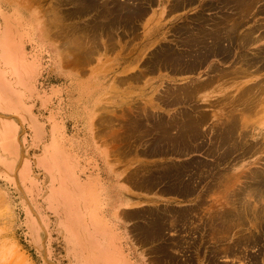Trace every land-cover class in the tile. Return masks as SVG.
<instances>
[{"label":"rangeland","instance_id":"1","mask_svg":"<svg viewBox=\"0 0 264 264\" xmlns=\"http://www.w3.org/2000/svg\"><path fill=\"white\" fill-rule=\"evenodd\" d=\"M263 60L264 0H0V264H264Z\"/></svg>","mask_w":264,"mask_h":264},{"label":"bare ground","instance_id":"2","mask_svg":"<svg viewBox=\"0 0 264 264\" xmlns=\"http://www.w3.org/2000/svg\"><path fill=\"white\" fill-rule=\"evenodd\" d=\"M254 1H255V0H254ZM78 2H79V1H78ZM99 2H100V1H99ZM128 2H129V1H128ZM129 3H130V2H129ZM184 3H185V2H184ZM233 4H235V3H233ZM253 5H254V3H253ZM218 9H219V8H218ZM251 9H252V8H251ZM251 9H250V10H251ZM253 10H254V8H253ZM93 11H94V10H93ZM107 11H108V10H107ZM122 12H123V11H122ZM238 12H239V11H238ZM243 12L245 13V11H243ZM95 13H96V12H95ZM231 13H232V12H231ZM234 13H235V12H234ZM252 14H253V13H252ZM241 15H242V14H241ZM236 17H237V16H236ZM240 18H241V17H240ZM240 18H239V19H240ZM233 20H234V19H233ZM201 21H202V20H201ZM119 23H120V22H119ZM227 23H228V22H227ZM227 23H226V24H227ZM205 24H206V23H205ZM234 24H235V23H234ZM189 25H190V24H189ZM191 25H192V24H191ZM206 25H207V24H206ZM216 25H217V24H216ZM117 26H119L118 23H117ZM181 26H182V25H181ZM223 26H224V25H223ZM231 26H232V25H231ZM188 27H189V26H188ZM191 27H192V26H191ZM102 28H103V27H102ZM207 28H208V27H207ZM211 29H212V27H211ZM213 29H214V28H213ZM230 29H231V27H230ZM131 32H132V31H131ZM222 32H223V31H222ZM238 33H239V32H238ZM247 33H248V32H247ZM249 33H250V32H249ZM185 34H186V33H185ZM193 34H194V33H193ZM240 34H242V33H240ZM253 34H254V33H253ZM173 35H174V33H173ZM186 35H187V34H186ZM198 35H199V34H198ZM245 35H246V34H245ZM248 35H249V34H248ZM220 36H221V35H220ZM226 36H227V35H226ZM229 36H230V35H229ZM246 36H247V35H246ZM246 36H245V37H246ZM211 37H212V36H211ZM216 37H217V36H216ZM224 37H225V36H224ZM241 37H243V35H242ZM251 37H252V33H251ZM192 38H193V37H192ZM255 38H256V37H255ZM262 38H263V37H262ZM262 38H261V39H262ZM173 39H174V38H173ZM175 39H176V38H175ZM177 39H178V38H177ZM189 39H190V37H189ZM241 39H242V38H241ZM171 40H172V39H171ZM248 40H249V38H248ZM180 41H181V39H180ZM185 41H187V40H185ZM189 41H190V40H189ZM256 41H257V40H256ZM239 42H240V41H239ZM250 42H251V41H250ZM257 42H258V41H257ZM168 43H169V42H168ZM172 43H173V42H172ZM227 43H228V42H227ZM230 43H231V42H230ZM241 43H242V42H241ZM253 43H254V42H253ZM214 45H215V44H214ZM225 45H226V44H225ZM230 45H231V44H230ZM242 45H243V44H242ZM178 46H179V45H178ZM159 47H160V46H159ZM207 47H208V46H207ZM98 48H99V47H98ZM195 48H196V47H195ZM165 49H166V48H165ZM260 50H261V49H260ZM157 51H158V50H157ZM257 51H258V50H257ZM261 51H263V50H261ZM170 53H171V52H170ZM170 53H169V54H170ZM241 54H242V52H241ZM241 54H240V55H241ZM235 55H236V54H235ZM245 55H246V54H244V56H245ZM262 55H263V54H262ZM254 56H255V55H254ZM256 56H257V55H256ZM256 56H255V57H256ZM239 57H241V56H239ZM246 58H247V57H246ZM246 58H245V59H246ZM187 59H188V58H187ZM241 59H243V58H241ZM149 60H150V59H149ZM211 60H212V59H211ZM249 60H250V59H249ZM257 60H258V59H257ZM220 61H221V60H220ZM222 61H223V60H222ZM263 61H264V60H263ZM210 62H211V61H210ZM240 62H241V60H240ZM242 62H243V61H242ZM260 62H261V61H260ZM234 63H235V62H234ZM252 63H253V62H252ZM158 64H159V63H158ZM245 64H246V63H245ZM249 64H250V63H249ZM159 65H160V64H159ZM210 65H211V64H210ZM243 65H244V64H243ZM247 65H248V64H247ZM247 65H246V66H247ZM254 65H255V64H254ZM212 66H213V65H212ZM159 67H160V66H159ZM203 67H204V66H203ZM238 67H239V66H238ZM240 67H243L242 64H241ZM240 67H239V68H240ZM251 67H252V66H251ZM253 67H254V66H253ZM253 67H252V68H253ZM165 68H166V66H165ZM248 68H249V67H248ZM169 69H170V68H169ZM200 69H201V68H200ZM219 69H220V68H219ZM241 69H242V68H241ZM216 70H217V69H216ZM167 71H168V70H167ZM223 71H224V69H223ZM239 71H240V70H239ZM241 71H242V70H241ZM241 71L239 72V73H240V76H241ZM248 71H249V70H247V72H248ZM255 71H256V70H255ZM237 72H238V70H237ZM247 72H246V73H247ZM257 72H258V71H257ZM244 74H245V72L242 74V76H243ZM250 74H251V71H250L249 75H250ZM215 75H216V74H215ZM223 75H224V74H223ZM245 75H247V74H245ZM245 75H244V76H245ZM249 75H248V76H249ZM245 77H247V76H245ZM223 78H224V77H223ZM135 79H136V78H135ZM213 79H214V78H213ZM216 79H217V78H216ZM136 80H137V79H136ZM207 80H208V79H207ZM209 80H210V79H209ZM261 80H262V79H261ZM210 81H211V80H210ZM214 81H215V80H214ZM261 82H262V81H261ZM262 83H263V82H262ZM262 83H261V84H262ZM203 85H205V84H203ZM211 85H212V84H211ZM253 86H254V85H253ZM261 86H262V85H261ZM261 86L259 85V89H260V90H261V88H262ZM188 87H189V86H188ZM207 87H208V86H207ZM254 87H255V86H254ZM257 87H258V82H257V86H256V88H257ZM189 88H190V87H189ZM203 88H204V87H203ZM179 89H180V88H179ZM197 89H198V87H197ZM168 90H169V89H168ZM181 90H182V89H181ZM200 90H201V89H200ZM166 91H167V90H166ZM169 91H170V90H169ZM172 91H173V90H172ZM176 91H177V90H176ZM178 91H179V90H178ZM178 91H177V92H178ZM179 92H180V91H179ZM192 92H193V91H192ZM253 92H254V91H253ZM256 92H257V91H256ZM258 92H259V91H258ZM175 93H176V92H175ZM183 93H185V92H182V94H183ZM244 93H245V92H244ZM162 94H163V93H162ZM177 94H178V93H177ZM249 94H250V93H249ZM244 95H245V94H244ZM256 95H257V94H256ZM173 96H174V94H173ZM192 96H193V94H192ZM194 96H195V95H194ZM246 96H247V95H246ZM250 96H251V95H250ZM160 97H161V96H160ZM166 97H167V96H166ZM166 97H165V98H166ZM176 97H177V95H176ZM243 97H244V96H243ZM252 97H253V96H252ZM252 97H251V99H252ZM161 98H162V97H161ZM165 98H163V100H164ZM171 98H172V97H171ZM177 98L179 99L180 97H177ZM248 99H249V98H248ZM251 99H250V100H251ZM244 100H245V99H244ZM235 101H236V99H235ZM257 101H258V100H257ZM166 103H167V102H166ZM173 103H174V102H173ZM234 103H235V102H234ZM236 103H237V101H236ZM251 103H252V102H251ZM248 104H250V103H248ZM199 106H200V105H199ZM235 106H237V105H235ZM244 106H245V105H244ZM192 107H193V106H192ZM245 107H247V105H246ZM244 109H245V108H244ZM247 109H248V108H247ZM249 109H250V108H249ZM250 110H251V109H250ZM250 110H249V111H250ZM249 111L247 110V112H249ZM148 112H149V111H148ZM185 112H186V111H185ZM204 112H205V111H204ZM204 112H203V113H204ZM198 113H199V112H198ZM235 114H236V113H235ZM194 115H195V114H194ZM200 115H201V113H200ZM205 115H206V114H205ZM239 115H240V114H239ZM242 115H243V114H242ZM203 116H204V114L202 115V117H203ZM206 116H208V115H206ZM228 116H229V115H228ZM232 116H233V114H232ZM243 116H244V115H243ZM153 117H154V116H153ZM182 117H183V116H182ZM185 117H186V116H185ZM199 117H200V116H197V118H199ZM204 117H205V116H204ZM245 117H247V116L245 115ZM195 118H196V117H195ZM238 118H239V117H238ZM241 118L243 119V117L240 116V118H239L240 121H242ZM149 119H150V118H149ZM225 119H226V118H225ZM231 119H232V117H231ZM233 119H236V118L234 117ZM153 120H154V119H153ZM159 121H160V120H159ZM195 121H196V120H195ZM226 121H228V120H226ZM236 121H237V120H236ZM240 121H239V122H240ZM228 122H229V121H228ZM188 123H189V122H187V124H188ZM234 123H235V122H234ZM243 123H244V124H245V123L248 124L247 121H246V122H243ZM243 123L240 124V125H241V126H244ZM215 124H216V123H215ZM232 124H233V123H232ZM146 125H147V124H146ZM150 125H151V124H150ZM193 125H194V124H193ZM230 125H231V124H230ZM230 125H229V126H230ZM148 126H149V125H148ZM195 126H196V125H195ZM197 126H198V125H197ZM231 126H232V125H231ZM234 126H235V125H234ZM236 126H237V125H236ZM245 126H246V124H245ZM247 126H248V125H247ZM183 127H184V126H183ZM232 127H233V126H232ZM189 128H190V127H189ZM193 128H195V127L193 126ZM197 128H198V127H197ZM219 128H220V127H218V129H219ZM223 128H224V126H223ZM225 128H226V127H225ZM230 128H231V127H230ZM234 128H235V127H234ZM236 128H237V127H236ZM238 128H239V126H238ZM246 128H247V127H246ZM176 129H177V128H176ZM176 129H175V130H176ZM181 129H182V128H181ZM136 130H137V129H136ZM140 130H141V129H139L138 131H140ZM159 130H160V128H159ZM193 130L195 131V129H193ZM226 130H227V129H226ZM242 130H243V129H242ZM173 132H174V130H173ZM173 132H172V133H173ZM250 132H251V130H250ZM156 133H157V132H156ZM163 134H165V133H163ZM191 134H192V133H191ZM244 134H245V133H244ZM160 135H161V134H160ZM165 135H166V134H165ZM171 135H172V134H171ZM247 135H248V134H247ZM150 136H151V135H150ZM173 136H174V135H173ZM184 136H185V134H184ZM154 137H155V136H154ZM160 137H161V136H160ZM179 137H181V135H180ZM221 137H222V136H221ZM134 138H135V136H134ZM146 138H147V137H145V139H146ZM161 138H162V137H161ZM182 138H183V137H182ZM163 139L165 140L166 137H164ZM184 139H185V138H184ZM201 139H202V138H201ZM244 139H246L245 136H244ZM171 141H173V140H171ZM198 141H199V140H198ZM232 141H233V140H232ZM232 141H231V142H232ZM178 142H179V141H178ZM189 142H190V141H189ZM211 143H212V142H211ZM159 144H160V143H159ZM216 144H217V143H216ZM252 145H253V144H251V146H252ZM178 146H179V145H178ZM229 146H230V145H229ZM253 146H254V145H253ZM199 147H200V146H199ZM232 147H233V146H232ZM234 147H235V145H234ZM262 147H264V144H263ZM166 149H167V148H166ZM200 149H201V148H200ZM223 149H224V148H223ZM236 149H237V148H236ZM236 149H235V150H236ZM198 150H199V149H198ZM219 150H220V149H219ZM235 150H234V151H235ZM160 151H161V150H160ZM205 151H206V150H205ZM214 151H215V150H214ZM234 151H232V152H234ZM252 151H253V150H252ZM186 152H187V151H186ZM203 152H204V151H203ZM219 152H220V151H219ZM177 153H178V152H177ZM180 153H181V152H180ZM171 154H172V153H171ZM208 154H209V153H208ZM250 154H251V153H250ZM180 155H181V154H180ZM168 156H169V155H168ZM209 156H210V154H209ZM216 159H217V158H216ZM194 162H195V161H194ZM212 162H213V161H212ZM218 164H219V163H218ZM218 164H217V165H218ZM210 167H211V166H210ZM218 167H219V166H218ZM211 168H212V167H211ZM210 171H211V170H210ZM254 171H256V170H254ZM206 173H207V172H206ZM211 173H212V172H211ZM215 173H216V172H215ZM219 173H220V171H219ZM253 173H255V172H253ZM199 174H200V173H199ZM216 175H217V173H216ZM225 175H226V174H225ZM254 175H255V174H254ZM263 175H264V174H263ZM189 176H190V175H189ZM219 176H220V175H219ZM219 176H214V177H219ZM221 177H222V176H221ZM230 177H231V176H230ZM228 178H229V175H228ZM228 178H227V179H228ZM252 178H253V177H252ZM227 179H226V181H227ZM181 180H182V179H181ZM193 180H194V179H193ZM197 180H198V179H197ZM215 180H216V179H215ZM228 180H231V178L228 179ZM255 180H256V179H255ZM255 180H254V181H255ZM189 181H190V180H189ZM216 181H217V180H216ZM223 181L225 182L224 179H223ZM232 181H233V180H232ZM259 181H260V180H259ZM261 181H262V180H261ZM179 183H180V182H179ZM218 183H219V182H218ZM222 183H223V182H222ZM228 183H229V181H228ZM228 183L226 182L225 184H228ZM261 183H262V182H261ZM215 184H216V183H215ZM257 184H258V183H257ZM222 185H223V184H222ZM150 186H151V185H150ZM213 186H215V185H213ZM219 186H221V185H219ZM219 186H218V187H219ZM224 186H225V185H224ZM252 186H253V185H252ZM255 186H257V185H255ZM211 187H212V186H211ZM245 187H246V186H244V188H245ZM258 187H259V186H258ZM260 187H261V186H260ZM215 188H217V187H215ZM212 189H213V188H212ZM212 189H211V190H212ZM217 189H218V188H217ZM241 189H242V187H241ZM246 189H247V188H246ZM254 189H255V188H254ZM248 190H249V189H248ZM262 190H263V189H262ZM212 191H213V190H212ZM214 191H215V190H214ZM242 191H243V190H242ZM251 191H252V190H251ZM237 192H238V191H237ZM237 192H236V193H237ZM239 192H240V190H239ZM239 192H238V193H239ZM253 192H254V191H252L251 194H253ZM262 192H263V191H262ZM243 193H244V192H243ZM256 193H258V192L256 191ZM241 194H242V193H241ZM251 194H250V195L246 194V196H247V197H248V196H251ZM260 195H261V194H260ZM260 195H259V194L257 195V200H258V196H260ZM234 196H235V195H234ZM237 197H238V196H237ZM253 198H254V196H253ZM245 200H246V199H245ZM238 201H239V200H238ZM243 201H244V200H243ZM254 201H255V200H254ZM235 202H236V201H235ZM233 203H234V202H233ZM237 203L239 204V202H237ZM234 204H235V203H234ZM246 205H248V203H247ZM246 205H245V206H246ZM231 206H232V204H231ZM231 206H229V207H231ZM238 206H241V205H238ZM253 206H254V205H253ZM242 207H243V206H242ZM247 207H248V206H247ZM249 207H250V206H249ZM249 207H248V211H249ZM238 208H239V207H238ZM251 208H252V206H251ZM231 209H232V207H231ZM235 209H237V208H235ZM242 209H243V208H242ZM253 209H254V208H253ZM257 210H258V209H257ZM257 210H256V211H257ZM263 210H264V209H263ZM232 211H233V213H234V210H232ZM232 211H230V213H231ZM238 211L241 212V210H239V209H238ZM251 211L253 212L254 210H251ZM251 211H250V213H251ZM260 211H261V210H260ZM240 212H239V213H240ZM242 212H243V210H242ZM262 213H263V212H262ZM262 213H259V214H261V216H262ZM257 214H258V213H257ZM226 215H227V214H226ZM226 215H225V216H226ZM263 215H264V214H263ZM235 216H236V215H235ZM235 216H234V217H235ZM230 217H232V216H230ZM257 217H258V216H257ZM223 218H224V217H223ZM226 218H227V217H226ZM254 218H255V217H254ZM228 219H229V218H228ZM232 219H233V218H232ZM224 221H225V219H224ZM226 221H227V220H226ZM262 221H263V220H262ZM222 222H223V221H222ZM222 222H221V223H222ZM260 223H261V222H260ZM223 224H224V223H223ZM222 227H223V226H222ZM258 227H259V226H258ZM258 227H257V229L259 230ZM254 228H255V227H254ZM223 229H224V227H223ZM257 229H256V230H257ZM259 232H260V231H259ZM254 234H255V233H254ZM261 234H262V233H261ZM244 236H245V235H244ZM253 236H254V235H253ZM247 237H248V236H247ZM248 238H249V237H248ZM250 238H251V237H250ZM243 240H244V239H243ZM247 240H248V239H247ZM250 240H251V239H250ZM96 243H97V242H96ZM96 243H95V242L89 243L91 246L94 245V250L89 251L90 253L87 254V257H88L90 260H92V261H93L96 257H98L99 260H100V259H107L108 261H112V259H111L112 257H110V256L108 255V253H105L104 250H101L100 247H99L98 245H96ZM254 243H255V241H254ZM83 244L86 245L87 242H83ZM83 244H82V247H84ZM85 247H86V246H85ZM110 248H112V247H110ZM99 249H100V250H99ZM114 251H115V249H114ZM114 251H113V253H114ZM115 254H116V253H115ZM88 255H89V256H88ZM101 256H102V257H101ZM94 261H96V260H94ZM101 264H108V263L102 261Z\"/></svg>","mask_w":264,"mask_h":264},{"label":"crops","instance_id":"3","mask_svg":"<svg viewBox=\"0 0 264 264\" xmlns=\"http://www.w3.org/2000/svg\"><path fill=\"white\" fill-rule=\"evenodd\" d=\"M130 201H132V202H141L142 201V199H140V198H136V199H134V198H131L130 199Z\"/></svg>","mask_w":264,"mask_h":264}]
</instances>
